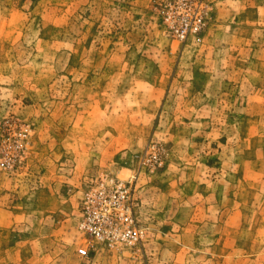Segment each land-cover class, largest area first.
I'll use <instances>...</instances> for the list:
<instances>
[{
	"label": "rangeland",
	"instance_id": "obj_1",
	"mask_svg": "<svg viewBox=\"0 0 264 264\" xmlns=\"http://www.w3.org/2000/svg\"><path fill=\"white\" fill-rule=\"evenodd\" d=\"M105 176L134 247L77 239ZM0 264H264V0H0Z\"/></svg>",
	"mask_w": 264,
	"mask_h": 264
},
{
	"label": "built area",
	"instance_id": "obj_2",
	"mask_svg": "<svg viewBox=\"0 0 264 264\" xmlns=\"http://www.w3.org/2000/svg\"><path fill=\"white\" fill-rule=\"evenodd\" d=\"M136 206L132 183L112 176L91 181L79 201L77 239L96 241L101 249L134 247L143 241L145 235L137 222ZM95 243L77 245L78 255L89 257L92 251L98 252Z\"/></svg>",
	"mask_w": 264,
	"mask_h": 264
}]
</instances>
